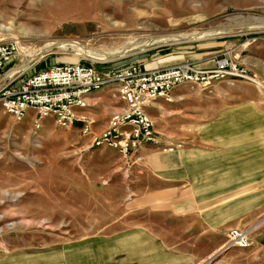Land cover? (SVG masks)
I'll use <instances>...</instances> for the list:
<instances>
[{
  "label": "rangeland",
  "instance_id": "1",
  "mask_svg": "<svg viewBox=\"0 0 264 264\" xmlns=\"http://www.w3.org/2000/svg\"><path fill=\"white\" fill-rule=\"evenodd\" d=\"M0 17V27L17 29L3 37L20 38L22 47L2 76L51 43L110 51L216 30L224 32L120 61L137 57L164 70L198 46L226 47L258 83L177 88L174 103L159 100L149 110L161 142L129 158L92 147L93 135L124 108L116 87L89 97L88 134L80 122L64 130L47 119L38 128L33 113L16 122L0 103V264H264V250L252 245L264 237V29L239 30L264 22V0H0ZM120 61L93 62L66 48L37 59L22 78L59 63L105 74ZM232 230L251 247H232ZM130 240L132 260L101 254Z\"/></svg>",
  "mask_w": 264,
  "mask_h": 264
},
{
  "label": "built area",
  "instance_id": "2",
  "mask_svg": "<svg viewBox=\"0 0 264 264\" xmlns=\"http://www.w3.org/2000/svg\"><path fill=\"white\" fill-rule=\"evenodd\" d=\"M3 35L0 33V82L4 80L0 103L6 113L16 122H23L33 113L38 128L47 119H53L64 130L80 122L85 124L84 134H88L92 126L85 116L90 106L89 97L104 88L116 87L124 108L112 115L99 135H93L92 147L112 148L125 158L137 155L145 146L161 142L149 110L159 100L174 103L177 88L191 85L208 91L228 79L258 84L248 69L229 56L219 58L210 71L200 70L189 62L146 71L135 62L100 74L94 65L59 63L26 78L22 76L29 69L13 79H5L7 74L2 75L8 65L20 55V42ZM181 148V143L170 144L165 151L173 153ZM228 237L232 247H251L247 236L238 230L230 231Z\"/></svg>",
  "mask_w": 264,
  "mask_h": 264
},
{
  "label": "bare ground",
  "instance_id": "3",
  "mask_svg": "<svg viewBox=\"0 0 264 264\" xmlns=\"http://www.w3.org/2000/svg\"><path fill=\"white\" fill-rule=\"evenodd\" d=\"M240 19L242 17H239ZM0 20L2 18L0 17ZM257 21V20H256ZM264 22H258L256 24L247 25V26H241L239 30H247V29H264L263 27ZM17 29L13 24L10 26H1L0 27V33L4 34L15 32ZM224 31H216V30H209L206 32H200V31H194L188 35H172V36H157V37H151V38H143L140 40H134L129 43H127L123 48L116 49V50H110V51H96V50H90L86 47L69 43V42H63V43H51L47 44V46H43L40 48H37L33 51H31L28 55V60L24 65H21L17 68H14L8 72L5 79H13L14 77L21 75L23 72L30 69L31 65L39 58L44 56L45 54H50L55 51H60L62 49L70 48L72 52L82 55L84 58L89 59L93 62H111V61H120L122 59H126L128 57H132L141 53H144L145 51L162 45H170V44H178V43H185V42H193L198 40H203L206 38H212L215 37ZM19 33L21 36L24 37H33L35 36L34 31H27L21 29L19 30ZM5 37L7 34L4 35ZM9 36V35H8ZM17 39H20L16 37ZM15 38V39H16ZM16 39V40H17ZM20 42V41H19ZM21 42H20V49H21ZM4 81V80H2ZM2 83V82H0ZM0 87H3V83L0 85ZM111 87V86H110ZM113 91V90H112Z\"/></svg>",
  "mask_w": 264,
  "mask_h": 264
},
{
  "label": "crops",
  "instance_id": "4",
  "mask_svg": "<svg viewBox=\"0 0 264 264\" xmlns=\"http://www.w3.org/2000/svg\"><path fill=\"white\" fill-rule=\"evenodd\" d=\"M214 48L217 49V47H213L212 45L204 46V47L198 46L192 52H190V51L184 52L183 57H179L178 61H173V63H168L167 65H165V64L161 65V69H165V68L167 69V68H170V67L177 65V64L189 62L200 70L210 71V70L214 69L216 61L219 58H221L223 56H229L230 55V54H226V52H227L226 47L223 48L222 50H219L216 52L211 51ZM140 65L146 71L156 70L155 68L152 67L151 64L146 65V64L140 63ZM34 66H35V64L31 68H33ZM36 73H38V72H36ZM124 243L119 244L118 247L116 246L117 244H115L114 245L115 247H113L111 249L110 248H105V249L103 248L101 250V254L103 255L105 252L108 254L109 257H111L113 254L119 253L121 251V252H125L128 254V256H127L128 261L134 259L132 252L135 250V248H134L135 242L130 240L128 243L127 242H124ZM252 245H253V247L254 246L259 247V248L264 250V237H261L257 241H254L252 243ZM98 255H100V251H99V253L96 254V256H98ZM89 261L92 262L91 260H89Z\"/></svg>",
  "mask_w": 264,
  "mask_h": 264
},
{
  "label": "water",
  "instance_id": "5",
  "mask_svg": "<svg viewBox=\"0 0 264 264\" xmlns=\"http://www.w3.org/2000/svg\"><path fill=\"white\" fill-rule=\"evenodd\" d=\"M138 61H139V58L134 57V58L131 59L130 61H120V62H118V63H116V64L114 65V67H115V68H119V67H122V66H124V65H126V64H128V63H135V62H138Z\"/></svg>",
  "mask_w": 264,
  "mask_h": 264
}]
</instances>
